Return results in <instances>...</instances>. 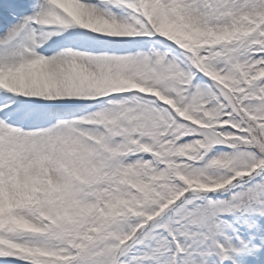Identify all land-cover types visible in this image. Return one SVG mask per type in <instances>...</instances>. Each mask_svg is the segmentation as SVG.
I'll return each mask as SVG.
<instances>
[{
  "label": "snow or ice",
  "instance_id": "snow-or-ice-1",
  "mask_svg": "<svg viewBox=\"0 0 264 264\" xmlns=\"http://www.w3.org/2000/svg\"><path fill=\"white\" fill-rule=\"evenodd\" d=\"M0 264H264V0H0Z\"/></svg>",
  "mask_w": 264,
  "mask_h": 264
}]
</instances>
